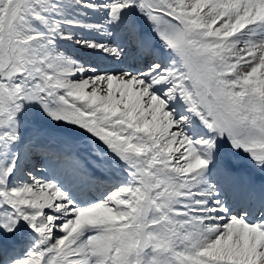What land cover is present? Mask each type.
Here are the masks:
<instances>
[{"label":"snow or ice","instance_id":"obj_1","mask_svg":"<svg viewBox=\"0 0 264 264\" xmlns=\"http://www.w3.org/2000/svg\"><path fill=\"white\" fill-rule=\"evenodd\" d=\"M0 264H264V0H0Z\"/></svg>","mask_w":264,"mask_h":264}]
</instances>
